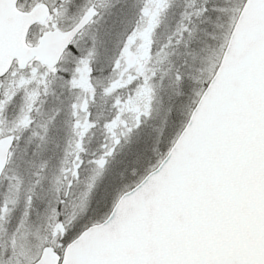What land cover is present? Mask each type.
I'll use <instances>...</instances> for the list:
<instances>
[{
  "label": "snow or ice",
  "instance_id": "1",
  "mask_svg": "<svg viewBox=\"0 0 264 264\" xmlns=\"http://www.w3.org/2000/svg\"><path fill=\"white\" fill-rule=\"evenodd\" d=\"M0 264H264V0H0Z\"/></svg>",
  "mask_w": 264,
  "mask_h": 264
},
{
  "label": "rangeland",
  "instance_id": "2",
  "mask_svg": "<svg viewBox=\"0 0 264 264\" xmlns=\"http://www.w3.org/2000/svg\"><path fill=\"white\" fill-rule=\"evenodd\" d=\"M161 116L162 112L160 115H158L155 119H153V123L150 126V132H142L140 133V136L138 140L135 142L133 141L130 145H127V148H125L124 153L125 157L120 161L122 168L119 169L116 168L117 170H120L123 173H127V171L135 166V159L138 154L142 153L146 147H149L151 144V140L154 139L157 134H158V128L161 123ZM135 145V146H134ZM112 179L111 176L108 177V179L105 181V184H107L110 180ZM104 184L101 185V191H103ZM99 195V192L97 193Z\"/></svg>",
  "mask_w": 264,
  "mask_h": 264
}]
</instances>
